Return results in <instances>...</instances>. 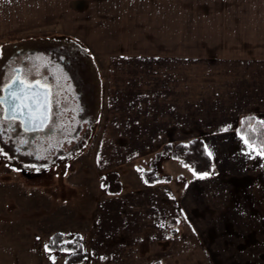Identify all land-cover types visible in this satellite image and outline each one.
<instances>
[{
  "label": "crops",
  "instance_id": "crops-1",
  "mask_svg": "<svg viewBox=\"0 0 264 264\" xmlns=\"http://www.w3.org/2000/svg\"><path fill=\"white\" fill-rule=\"evenodd\" d=\"M48 31L82 47L98 76V145L138 159L200 138L213 160L202 177L168 153L156 181L130 173L112 196L131 188L130 214L143 215L115 232L168 233L208 264H264V154L237 131L245 116L264 124V0H0V50L40 48Z\"/></svg>",
  "mask_w": 264,
  "mask_h": 264
},
{
  "label": "rangeland",
  "instance_id": "rangeland-1",
  "mask_svg": "<svg viewBox=\"0 0 264 264\" xmlns=\"http://www.w3.org/2000/svg\"><path fill=\"white\" fill-rule=\"evenodd\" d=\"M49 32H43L42 40L37 43L41 48L33 51L27 45L24 47V50H32L27 53L30 61L24 63L28 64L30 70L29 74L24 75L26 80H35L40 75V65L51 60L47 51H60L67 40ZM15 53V49L0 50V89L25 58L23 54ZM60 60L57 56L58 63ZM75 71L81 72L79 69ZM72 75L59 70L57 80L62 87L53 96V106L60 115L61 123L59 121L58 134L47 137L40 152L48 162L56 157L58 166L48 168L40 177L24 179L17 169H13V156L9 153L6 155L7 151L0 154V254L20 259L19 262L14 261L15 264H64L68 252L49 251L46 248L48 238L60 232L63 241H70L75 236L81 238L87 252L81 264H208L189 257L184 252V246L179 248L178 237H171L168 233L165 235L167 242L163 243L144 235L132 239L130 235L115 232L116 221L143 215L140 211L138 215L133 211L130 214V209L141 207L140 203H134L135 200L138 202L139 197L140 202L147 204L143 200L148 187L145 189L141 185L140 190L136 189L138 196L134 195L137 198L131 201L134 204H129L133 197L131 188L123 189L120 197H113L112 194L118 192L120 183L126 182L130 173H139L147 184L144 174L154 170L153 175L150 173L148 176L156 181L157 177H161V157L167 152L163 149L151 150L135 159L134 156L129 157L135 150L98 145V130L94 131L98 107L92 108L90 105L92 88L87 87L88 91L82 94L84 112L83 117H79L73 78L86 79L87 83V76L78 77V73ZM95 91L98 94L96 81ZM95 101L97 104V96ZM77 144L81 146L80 149H73ZM65 156L68 158L63 163L62 157ZM159 203V210L163 207L165 211L174 208L172 198L160 196ZM150 209L156 210V206ZM176 216L171 215L173 221H177ZM166 230L168 232V228ZM173 230L177 231L178 227L170 225V232Z\"/></svg>",
  "mask_w": 264,
  "mask_h": 264
},
{
  "label": "flooded vegetation",
  "instance_id": "flooded-vegetation-1",
  "mask_svg": "<svg viewBox=\"0 0 264 264\" xmlns=\"http://www.w3.org/2000/svg\"><path fill=\"white\" fill-rule=\"evenodd\" d=\"M57 40L58 39L55 41ZM33 51L36 50L33 49ZM30 52H32L31 49L18 51L17 54H23L25 56V58L21 60L22 65L14 68L13 76L2 85L0 89L1 97L3 94V88L10 83L16 75L19 76V80H24L26 83L33 84L36 80L43 81L51 89V96L49 97L50 103L48 104V122L39 130L26 131L22 128L21 122L15 119H6L4 117L2 103H0V154L2 155L3 152L7 151V153H5L6 155L9 153L13 156L11 158L13 162L12 165L14 166L13 169H17L24 179L40 177L46 173L48 168L58 166L56 163V157L52 162H48L46 157L40 155V152L41 148L44 146L46 138L50 136L55 137V135L58 134V126L61 123L60 115L57 113L56 107L53 106V104L55 105L53 96L62 87L61 82L57 80L59 79V70L62 69L67 75H71L72 77L73 73L74 76L78 73V77L81 76L85 78V76H87V83L86 79L80 78L81 80H76L73 78L75 80V89L77 92L75 100L78 106L77 111L79 117H83L84 105L82 102V94L86 92L87 87L91 86L92 88V93L90 94V105L92 108H96L95 98L97 96L95 91L96 77L94 74V68L90 65L87 53H85L83 48L79 45L66 40L63 42V47L60 51L49 49L46 54L51 60L43 66L40 65V75L33 81L26 80L24 77V75L29 74L30 72L28 64H24L26 61H30L29 54H27ZM57 56L61 59L59 63L57 61ZM33 63L37 66L35 62ZM77 69H79V71L81 70V72L75 71ZM80 147L81 146L77 144L73 149H80ZM53 148L51 147V150H53ZM4 158L6 159L8 157L4 156ZM67 158L68 156L62 157L63 163H65L64 160ZM59 167H61V164Z\"/></svg>",
  "mask_w": 264,
  "mask_h": 264
},
{
  "label": "trees",
  "instance_id": "trees-1",
  "mask_svg": "<svg viewBox=\"0 0 264 264\" xmlns=\"http://www.w3.org/2000/svg\"><path fill=\"white\" fill-rule=\"evenodd\" d=\"M237 131L255 151L264 154V124L262 122L253 116H245L241 119ZM163 150L171 158L180 161L191 169L198 177L214 172L213 160L208 154L203 140L200 138H193L174 146L166 145ZM150 173L153 175L152 171L144 174L147 183H151L154 180L148 176ZM46 246L49 251L68 252L64 264H81L87 257L81 238L76 236L70 241H63V234L55 232L48 238Z\"/></svg>",
  "mask_w": 264,
  "mask_h": 264
},
{
  "label": "snow or ice",
  "instance_id": "snow-or-ice-1",
  "mask_svg": "<svg viewBox=\"0 0 264 264\" xmlns=\"http://www.w3.org/2000/svg\"><path fill=\"white\" fill-rule=\"evenodd\" d=\"M19 83L21 85L18 90L20 94L12 93L10 99L0 100V103L8 104L9 110L12 112H19L21 109L27 108L29 115H33V108L36 112L47 109L50 103L49 97L51 96V89L47 84L42 83L40 80H36L34 84L26 83L24 80H19ZM37 89H40V91H37ZM16 101H19V103H16ZM25 130L30 129L26 128Z\"/></svg>",
  "mask_w": 264,
  "mask_h": 264
},
{
  "label": "water",
  "instance_id": "water-1",
  "mask_svg": "<svg viewBox=\"0 0 264 264\" xmlns=\"http://www.w3.org/2000/svg\"><path fill=\"white\" fill-rule=\"evenodd\" d=\"M18 77L19 76L16 75L13 80L3 88V94L0 100L10 99L12 93L20 94L18 90L21 88V85L19 79H17ZM41 82L44 83L43 81ZM10 85L11 87H9ZM37 91H40V89H37ZM16 103H19V101H16ZM2 106L4 109V117L6 119H15L21 122L24 130L26 128L30 129L28 131L39 130L48 122V107L47 109H41L39 112H36L35 108H33V115H29V110L27 108L21 109L19 112H12L9 110L8 104L2 103Z\"/></svg>",
  "mask_w": 264,
  "mask_h": 264
}]
</instances>
